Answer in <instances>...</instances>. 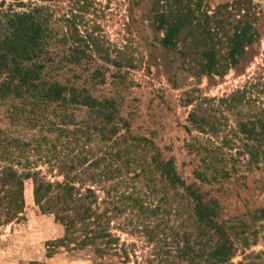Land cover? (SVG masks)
<instances>
[{
    "label": "trees",
    "instance_id": "trees-1",
    "mask_svg": "<svg viewBox=\"0 0 264 264\" xmlns=\"http://www.w3.org/2000/svg\"><path fill=\"white\" fill-rule=\"evenodd\" d=\"M127 1L133 18L142 0ZM111 2L0 0V226L26 219L31 179L40 210L65 227L62 244L90 245L131 264L137 242L121 241L117 220L145 249L139 264H264L246 253L264 232V206L225 217L233 169L214 166L212 155L235 148L248 151L250 163L264 158V51L233 92L186 93L187 104L196 102L186 130L207 137L186 147L208 153L194 169L198 181L188 182L152 134L133 129L135 111L125 114L132 81L123 69L133 63L125 45L101 33ZM151 20L160 45L196 76L223 75L264 39V9L254 0L211 12L193 0H153ZM107 77L116 81L105 95L97 86ZM240 250L243 260L233 262Z\"/></svg>",
    "mask_w": 264,
    "mask_h": 264
},
{
    "label": "rangeland",
    "instance_id": "rangeland-1",
    "mask_svg": "<svg viewBox=\"0 0 264 264\" xmlns=\"http://www.w3.org/2000/svg\"><path fill=\"white\" fill-rule=\"evenodd\" d=\"M101 1L107 3V0ZM193 1L199 2L201 9L208 8L211 12L217 5L234 0ZM254 1L264 9V0ZM152 7L153 0H142L136 5L132 18L127 0H112L109 8L105 9L106 18H101V33L113 46L122 49L125 45L126 53L132 56V68L124 66L123 71L130 72L128 77L132 81L125 92V105L129 106L125 114L131 109L135 111L132 115L133 129L152 134L162 151L175 158L182 176L188 182L198 181L194 177V169L197 164L202 165L200 160L208 153L190 151L186 142L193 137L205 141L207 137L198 130H186L189 112L196 105L195 101L190 104L184 101L186 93L192 92L196 97H221L243 86L262 61L264 39L248 47L240 65L228 69L223 75L196 76L182 59H178L175 51L160 45L159 39L163 34L153 26ZM107 65L113 72L116 70L113 65ZM115 81L116 77H107V81L98 85L97 89L107 95L115 90ZM222 128L225 129L226 124ZM225 150L212 152L214 166L233 169L234 176L224 182L230 190L222 197L226 206L225 217L246 214L248 209L264 206L263 152L259 154L258 162L250 163L248 151H236L235 148ZM235 176L239 179L235 180ZM203 186L205 189L211 187L206 183ZM25 202V220H15L0 226V264H123L121 258L98 254L90 245L79 247L74 243H60L65 237V227L53 213L40 210L35 202L31 179L25 183ZM113 223V232L120 234L121 241L137 242L130 263L139 264L135 262L136 258L140 261L145 249L138 237L122 232L117 220ZM263 235L262 231L258 243L246 249V253L264 259ZM243 258L244 254L240 250L232 260L238 262Z\"/></svg>",
    "mask_w": 264,
    "mask_h": 264
}]
</instances>
